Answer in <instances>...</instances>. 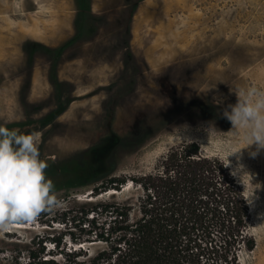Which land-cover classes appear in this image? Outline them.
Instances as JSON below:
<instances>
[{
    "label": "rangeland",
    "instance_id": "rangeland-1",
    "mask_svg": "<svg viewBox=\"0 0 264 264\" xmlns=\"http://www.w3.org/2000/svg\"><path fill=\"white\" fill-rule=\"evenodd\" d=\"M115 1L135 6L134 29H102L97 45L53 47L54 61L49 48L19 30V0H0V127L38 134L45 175L60 201L33 222L0 228V264H19V245L31 239L69 244L71 225L54 219L74 198L90 197L108 176L129 181L153 173L172 149L192 142L225 163L246 198L256 246L241 254V264H264V149L253 156L257 146H248L223 115L238 102L237 88L264 91V0ZM105 53L128 57L107 62L99 59ZM82 54L99 58L74 63ZM74 65L83 66L81 75ZM112 66L118 71L108 79ZM55 70L63 83L59 101ZM132 190L130 182L123 189Z\"/></svg>",
    "mask_w": 264,
    "mask_h": 264
},
{
    "label": "trees",
    "instance_id": "trees-1",
    "mask_svg": "<svg viewBox=\"0 0 264 264\" xmlns=\"http://www.w3.org/2000/svg\"><path fill=\"white\" fill-rule=\"evenodd\" d=\"M52 52L56 61L59 50ZM50 77L59 101L63 83L57 70ZM128 182L134 190L125 193ZM105 193L111 194L100 199ZM70 204L54 219L71 225L70 243L31 239L19 245V264H241V254L256 246L237 181L221 160L203 156L196 142L172 149L153 173L129 181L108 176L90 197ZM47 240L53 249L47 250Z\"/></svg>",
    "mask_w": 264,
    "mask_h": 264
},
{
    "label": "clouds",
    "instance_id": "clouds-1",
    "mask_svg": "<svg viewBox=\"0 0 264 264\" xmlns=\"http://www.w3.org/2000/svg\"><path fill=\"white\" fill-rule=\"evenodd\" d=\"M238 102L223 115L248 146L264 149V91L237 88ZM37 133L21 134L0 127V228L33 222L40 213L59 206L53 182L45 175Z\"/></svg>",
    "mask_w": 264,
    "mask_h": 264
},
{
    "label": "crops",
    "instance_id": "crops-1",
    "mask_svg": "<svg viewBox=\"0 0 264 264\" xmlns=\"http://www.w3.org/2000/svg\"><path fill=\"white\" fill-rule=\"evenodd\" d=\"M101 1L103 6H99V0H19V30L30 36L34 43L45 46L49 50H52L53 47H63L68 50V48H72L73 46L102 43L100 41L103 40L100 34L102 29L113 31H130L134 29L135 6L128 3L120 7V4L116 3L115 0ZM26 3H30L31 6H26ZM130 7L131 10L128 9ZM130 12L132 16L131 20L126 23L113 20L114 15L130 14ZM29 15L31 18H29ZM87 18L93 19L92 23H88ZM98 18L100 20L96 22ZM88 29H96L98 33L95 34V37L90 36L87 34L89 33ZM124 48L128 49V46L125 44ZM65 53L63 56H65ZM131 56L134 60L136 59L135 53H132ZM96 57L98 56L95 54L90 56L82 54L74 57L72 60L74 63L83 64L86 61L95 60ZM127 57L128 55H120L118 53H105L101 55V58H98L107 62H116L121 59L124 61ZM82 67L77 68L74 65V70L81 75ZM115 68L112 66L109 71L108 69L105 71L107 72L108 79L112 77V73L114 74ZM117 71L115 69V72ZM104 80L98 82V86L106 84ZM111 83L107 85L111 86ZM79 92L85 93L88 90L84 91L80 89Z\"/></svg>",
    "mask_w": 264,
    "mask_h": 264
}]
</instances>
